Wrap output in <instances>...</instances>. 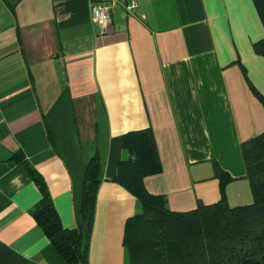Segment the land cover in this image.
Segmentation results:
<instances>
[{
    "label": "crops",
    "instance_id": "obj_1",
    "mask_svg": "<svg viewBox=\"0 0 264 264\" xmlns=\"http://www.w3.org/2000/svg\"><path fill=\"white\" fill-rule=\"evenodd\" d=\"M90 0H0V264H66L31 216L41 176L64 228L78 210L84 162L96 152L87 264H126L125 220L137 201L112 181L128 157L121 135L149 128L160 171L142 179L171 211L218 200L250 203L239 144L264 130V27L252 0H94L109 6L99 34ZM132 9H126L129 2ZM244 74H243V72Z\"/></svg>",
    "mask_w": 264,
    "mask_h": 264
},
{
    "label": "trees",
    "instance_id": "obj_2",
    "mask_svg": "<svg viewBox=\"0 0 264 264\" xmlns=\"http://www.w3.org/2000/svg\"><path fill=\"white\" fill-rule=\"evenodd\" d=\"M16 1L6 2L10 11ZM252 3L264 27V0ZM252 49L264 57V37L252 43ZM246 82L264 111L263 98ZM121 147L128 157L116 163L112 181L124 188L140 208L124 223L126 264H264V130L239 144L251 201L236 206L227 205L223 186L228 177L213 161V175L219 182L218 200L210 204L197 200L195 207L187 211L169 210L162 195L150 194L142 185L145 176L160 171L150 129L122 134ZM10 160L21 164L39 191L31 216L56 253L66 264H87L100 182L98 154L94 152L83 164L78 210L71 228L61 225L43 179L22 154L17 151Z\"/></svg>",
    "mask_w": 264,
    "mask_h": 264
},
{
    "label": "built area",
    "instance_id": "obj_3",
    "mask_svg": "<svg viewBox=\"0 0 264 264\" xmlns=\"http://www.w3.org/2000/svg\"><path fill=\"white\" fill-rule=\"evenodd\" d=\"M133 7L134 3L132 1L125 6L128 10ZM88 11L91 22L95 25L97 32L99 34L106 33L111 25L109 6L100 1L90 0L88 2Z\"/></svg>",
    "mask_w": 264,
    "mask_h": 264
},
{
    "label": "rangeland",
    "instance_id": "obj_4",
    "mask_svg": "<svg viewBox=\"0 0 264 264\" xmlns=\"http://www.w3.org/2000/svg\"><path fill=\"white\" fill-rule=\"evenodd\" d=\"M250 201H251V199H250Z\"/></svg>",
    "mask_w": 264,
    "mask_h": 264
}]
</instances>
